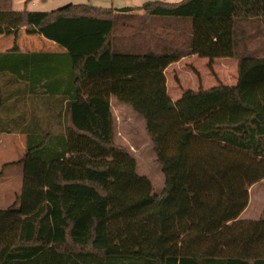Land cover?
<instances>
[{
	"label": "trees",
	"instance_id": "obj_1",
	"mask_svg": "<svg viewBox=\"0 0 264 264\" xmlns=\"http://www.w3.org/2000/svg\"><path fill=\"white\" fill-rule=\"evenodd\" d=\"M12 3L0 0V36L15 42L0 54V74L12 76L20 61L33 95L63 85L74 94L42 100L61 107L60 128L34 114L26 153L11 163L23 165V181L0 209V264H264V219H238L264 179V0L52 11ZM23 27L66 51L21 54ZM190 55L212 70L236 58L237 82L184 89L174 101L165 70ZM11 96L0 87V112ZM111 96L144 119L165 178L160 194L115 142ZM13 122L1 116L0 132Z\"/></svg>",
	"mask_w": 264,
	"mask_h": 264
},
{
	"label": "rangeland",
	"instance_id": "obj_2",
	"mask_svg": "<svg viewBox=\"0 0 264 264\" xmlns=\"http://www.w3.org/2000/svg\"><path fill=\"white\" fill-rule=\"evenodd\" d=\"M146 1L150 0H13L12 6L15 11H21L24 9L31 11H52L60 9L69 4H87L94 5L103 8H114L120 9L125 6H135L140 7ZM165 1V0H162ZM169 1V0H166ZM176 1V0H172ZM138 15H141L143 12L142 9L136 10ZM131 19V18H130ZM20 31V42L17 40V45L20 47L22 44H26L31 42V44H39V42L47 41L46 38L41 35H29L25 31L23 27ZM20 33V32H19ZM14 36H4L2 35L0 38V46L2 48V52L5 50H9L14 46ZM18 39V38H17ZM37 39V40H36ZM43 39V40H41ZM264 41V39H263ZM209 60L207 58L200 57L196 58L192 63V70L194 81L197 84H203L206 86V89L215 86L217 84L224 83L227 85H232L236 80V73L238 70V61L236 58H218L214 61L213 70L208 66ZM195 65V66H194ZM197 67V68H196ZM196 71L198 73H196ZM170 77V87L171 92L175 90L177 87H180V82L178 81L175 73L169 72ZM8 74H0V87L5 90L9 88H13V84L9 80ZM192 79L189 76L188 79ZM193 81V80H192ZM10 82V83H9ZM189 86L191 85L188 80H185ZM13 85V86H12ZM182 88V87H181ZM13 96L9 97V100L6 103V110H2L0 112V117L8 114H12L15 109H18L16 106L20 105L17 102H13ZM36 105V106H35ZM34 106L36 107V113L44 119L50 117L49 114L46 113L45 106L43 102L37 101ZM28 104V108H29ZM117 123H116V132L117 141L119 144L130 147L131 145L138 147V154L140 155V163L139 168L142 174H146V176L152 181L154 192L160 194L165 185V178L163 173H159L157 161L148 158V153L151 151V148L148 144V137L146 136L143 124L138 119L136 114H132L130 110L125 108L115 109ZM47 121H50L47 120ZM52 122V118H51ZM57 128V127H56ZM0 140L4 139V144L0 143V170L4 172V166L6 161L14 160L15 158H19L17 155L19 143L23 142L22 136L20 134L15 133H1ZM145 156V158L143 157ZM23 156L20 158L22 159ZM142 158V159H141ZM13 164L9 163L7 166H12ZM159 165V164H158ZM140 172V173H141ZM7 190H4L6 193ZM5 199L0 200V206H6L7 204H14L16 201V196L10 195L9 192ZM1 196V194H0ZM3 196V195H2ZM1 196V197H2ZM9 206V205H8ZM243 218L248 219H264V179L258 183H255L249 188V203L246 209L244 210Z\"/></svg>",
	"mask_w": 264,
	"mask_h": 264
},
{
	"label": "crops",
	"instance_id": "obj_3",
	"mask_svg": "<svg viewBox=\"0 0 264 264\" xmlns=\"http://www.w3.org/2000/svg\"><path fill=\"white\" fill-rule=\"evenodd\" d=\"M179 1H181V0H176V1L169 0L167 2H179ZM131 7H135V6H131ZM21 32L22 31H20V33H18V39L17 40L19 42H20ZM24 32H26V31H24ZM0 38H1V36H0ZM41 40H43V39H41ZM19 51L21 54H32V53H39V52L63 53L64 51H66V49L64 47H62L61 45H59L58 43L48 39L47 41H44L43 43L39 42V44H35V45L31 44V42L26 43V44H22L19 47ZM4 52H5V50L2 52V48L0 46V54H2ZM196 58L199 59L200 57L198 55L186 56V57L180 59L179 61L172 63L165 70V76H166V80H167V90H168L169 95L171 96V98L174 101H176L177 99H179L182 96L184 89L197 90L202 86L201 84H197L194 81L195 79L193 77V71L194 70H192L193 65L191 62L195 61ZM22 64H23V62H20V61L14 62V64H13L14 69H15L14 74H12V76H10V75L8 76V77H10L9 80L11 81V84H13L14 86L12 85L13 88L12 87L9 88L8 91L12 92V96L14 97L13 102H17V104L18 103L20 104V105L16 106L18 109H15V111H13L14 113H13L12 117L14 119V122H13V129H12L13 132H11V133L20 134L22 136L21 138L23 139V142H21V144L19 143V146H18V149L19 150L21 149V151L17 152L18 153L17 155H19L18 156L19 158H15L14 160L6 161L3 164L17 162L21 159L20 158L21 156L24 157V155L26 153V149H27V146H26L27 132L31 129V127L33 125L31 122L32 116L34 114H36L37 115L36 117H38V113H36V107H35L36 106L35 104L37 101H40V100L42 101L43 99L44 100H50V101H52V100H64V101H66V99L71 98L72 97L71 95L74 94V91H71V93H69V94L66 91H64V85H63V87L61 88L62 91L59 94H55L53 96L52 95L48 96L47 94L46 95L41 94V95H37V96L33 95L29 91L28 77L23 74L24 71H26L27 67L26 68L23 67ZM169 72L175 73L176 74L175 76H177L178 81L180 82V85H179L180 87H177L175 90H173V93L171 92V87H170V77L168 74ZM189 76H191L192 79L191 78L188 79ZM237 79H238V70L236 73V80L233 84H235L237 82ZM185 80H188V82L191 85L189 86L187 83H185ZM203 87L206 89V86L204 84H203ZM80 94L82 95L83 98L87 97V95L85 94L84 91H81ZM28 104L30 105L29 108H28ZM110 105H111V110H112L113 116L115 118V132H116V123H117V117H116V112H115L116 108H119V109L125 108L127 110H130L132 112V114H136V113L132 110V108L130 106L119 102L115 96L110 97ZM44 106H45L46 113L50 115V118H52V122L50 119V126H51L52 130L58 131L60 128V125L57 122V118L55 115L57 112L60 111L61 107L53 106L52 104H45ZM136 115H137L138 119L142 122L144 132H145L146 136L148 137L147 132H146V124H145L144 119L141 116H139L138 114H136ZM47 122H48L47 119H45V121H42V125L44 127H47V125H48ZM1 133H10V132H0V134ZM116 135L117 134H115V142L118 145H122V144L118 143ZM0 138L2 139V137H0ZM0 143L4 144V139L0 140ZM148 144L151 148V151H149V153L147 155L148 158L152 159V157H153L154 160L157 161V156H156L155 150H154L153 145H152L151 141L149 140V138H148ZM122 146L128 148L131 151V153L134 155V157L136 158L137 163H138V172L140 173L141 172L140 168H139V163H140V157L139 156L140 155L138 154V147L134 146V145H131L130 147H127L125 145H122ZM143 157L145 158V156H143ZM156 164L158 166L159 173H163L162 166L158 162ZM0 172H2L0 175V194H1V196L3 195L2 197L0 196V200L2 198L5 199V197L8 195L7 194L8 192L10 195H13V197L20 194L21 189H22V181H23V165L13 164L12 166H6V167H4V172L2 170H0ZM140 174H142V172ZM142 175H146V174L143 173ZM4 190H7L6 193H4ZM8 205L10 206L11 204H7L6 206H0V209H5V208L9 207ZM244 212L245 211H243L241 213V215L239 216L238 219L251 220V219L242 217L244 215Z\"/></svg>",
	"mask_w": 264,
	"mask_h": 264
}]
</instances>
